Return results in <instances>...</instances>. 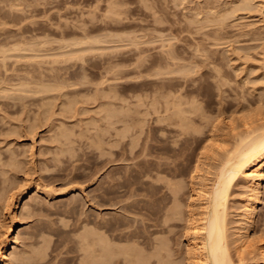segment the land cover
Masks as SVG:
<instances>
[{
	"label": "rangeland",
	"instance_id": "374dc122",
	"mask_svg": "<svg viewBox=\"0 0 264 264\" xmlns=\"http://www.w3.org/2000/svg\"><path fill=\"white\" fill-rule=\"evenodd\" d=\"M37 1L0 0V243L10 237L16 227H20L23 233L16 243L18 247L15 257L18 254L17 257H23L24 252L27 256L40 251L45 258L33 262L34 264L44 260L43 264H78V259L83 254L82 245H79L80 235L85 230L92 231L97 214L100 217L119 218L122 223L126 215L143 218L142 213L145 212V207L149 208L148 204L153 206L150 210L156 207L164 210L167 205L171 206L173 203L168 191V183L171 181L176 185L185 184L182 190L183 199L180 201L184 208V220L178 222L179 226L170 228L173 229L172 233H167L165 245L170 242L167 249L171 251L168 253L172 256L168 259L164 257L161 264L164 260L166 261L163 264H199L198 259L196 260L188 249V243H192L195 238L194 231L187 230V208L190 204L198 207L196 198L192 196L196 186V174L201 176L204 183H208L207 179L210 180L213 176L216 166L222 161L221 158L233 151L240 136L244 135L245 123L249 121L255 125L256 119L264 118V0H100V4L97 3L99 0ZM165 1H169V4ZM151 5L153 7L150 9ZM78 41L81 45H75ZM13 46H17L16 51ZM90 47L93 48L89 49ZM102 48L105 51H102ZM157 67L163 69L162 73ZM114 68L116 72H113ZM154 72L160 75L157 77ZM61 85L64 89H61ZM37 88L43 90L40 92ZM56 88L57 90H54ZM155 103L158 107L153 106ZM193 104L198 106L197 109ZM118 108L122 110L119 112ZM124 108L126 110H123ZM105 114H109V117ZM163 115L164 120L161 121ZM167 116L171 118L168 119ZM108 118H111V122ZM184 121L188 125H185ZM196 126L204 131L200 133ZM99 143L100 148L96 146ZM69 146L76 149L70 150ZM165 161L169 163L166 164ZM170 162L174 163L175 167ZM178 166L181 168H177ZM160 178L162 180H158ZM149 179H152V182ZM163 183L167 186L162 187ZM157 185L161 187L158 189ZM106 186L113 190L110 192V199H114L118 204L102 209L96 199L98 194L104 193ZM36 188L40 190L37 191ZM148 189L154 194L150 203L144 201L143 196ZM232 189L227 209L231 255L239 264H262L260 252L264 249V191L260 196V210L255 214L256 220L248 230L251 248L248 246L240 253L237 250L241 243L238 241V233H241L239 228L245 223L244 204L250 203L254 197L243 187L241 181ZM26 198L32 200L31 206L25 211L22 206ZM73 200H76V207ZM35 203H38V209L34 211ZM123 205L132 207L133 212L121 209ZM157 208L154 211L160 213L155 216L160 215L154 218L160 219L163 211H157ZM114 223L119 224L117 221ZM10 227H13V232L9 231ZM87 227L92 229L88 230ZM160 229L163 230L162 227ZM77 231H80V234ZM162 234L153 236L162 238L165 236ZM90 236L88 238L91 240L93 236ZM12 243L10 240L9 244ZM149 246L153 247L151 244ZM148 247L145 249L147 254L155 251L153 248L151 251L150 247L149 250ZM9 257L5 264H24L21 261L12 262L10 255Z\"/></svg>",
	"mask_w": 264,
	"mask_h": 264
},
{
	"label": "bare ground",
	"instance_id": "6f19581e",
	"mask_svg": "<svg viewBox=\"0 0 264 264\" xmlns=\"http://www.w3.org/2000/svg\"><path fill=\"white\" fill-rule=\"evenodd\" d=\"M37 1V0H36ZM98 1V0H97ZM96 1V2H97ZM122 1V0H121ZM145 1V0H144ZM149 1V0H148ZM176 1V0H175ZM183 1V0H182ZM38 2V1H37ZM152 2V1H151ZM160 2V1H159ZM162 2H164V0L162 1ZM166 2V1H165ZM169 2V1H168ZM168 2H166V3H168ZM97 3H99L100 4V0H99V2H97ZM97 3H96V5H97ZM107 3V2H106ZM91 4V3H90ZM98 4V5H99ZM109 4H110V2H109ZM118 4V3H117ZM146 4H147V2H146ZM151 4V3H150ZM169 4V3H168ZM168 4H166V5H168ZM95 5V6H96ZM108 5V4H107ZM112 5V4H111ZM172 5V4H171ZM248 5V4H247ZM120 6V5H119ZM98 7V6H97ZM124 7V6H123ZM153 6L151 5V7H150V9L152 8ZM166 6H164V8H165ZM117 8V7H116ZM115 8V9H116ZM120 8V7H119ZM149 8V7H148ZM110 9H113V8H110ZM156 9V8H155ZM154 9V10H155ZM166 9V8H165ZM169 9V8H168ZM218 9V8H217ZM233 9V8H232ZM91 10V9H90ZM92 10H93V8H92ZM98 10V9H97ZM107 10H108V8H107ZM126 10V9H125ZM143 10V9H142ZM153 10V11H154ZM169 10H171V9H169ZM174 10V9H173ZM234 10H235V8H234ZM103 11V10H102ZM105 11V10H104ZM120 11V10H119ZM121 11H124V10H121ZM156 11V10H155ZM211 11V10H210ZM91 12V11H90ZM97 12V11H96ZM110 13H112L111 11H109ZM107 13L106 12V14L108 15H110V13ZM125 12V11H124ZM161 12V11H160ZM173 12V11H172ZM194 12V11H193ZM102 13H104V12H102ZM116 13V12H115ZM117 13H120V12H117ZM116 13V14H117ZM161 13H163V12H161ZM166 13V12H165ZM197 13V12H196ZM225 13V12H224ZM113 14V13H112ZM115 14V15H116ZM124 14V13H123ZM139 14V13H138ZM221 14H223V12L221 13ZM95 15V14H94ZM105 15V14H104ZM106 15V16H107ZM120 15V14H119ZM227 15V14H226ZM89 16V15H88ZM92 16V15H91ZM106 16H102V18H105ZM117 16V15H116ZM115 16V17H116ZM211 16V15H210ZM94 17V16H93ZM92 17V18H93ZM111 17V16H110ZM114 17V16H113ZM114 17V18H115ZM119 17H121V16H119ZM118 17V18H119ZM224 17V16H223ZM95 18V17H94ZM101 18V17H100ZM136 18V17H135ZM207 18V17H206ZM205 18V19H206ZM210 18V17H209ZM112 19V18H111ZM117 19V18H116ZM123 19V18H122ZM160 19V18H159ZM216 19V18H215ZM90 21H92L91 19H89ZM94 20V19H93ZM96 21H97V19H95ZM99 20V19H98ZM102 20V19H101ZM104 20V19H103ZM106 20V19H105ZM125 20V19H124ZM132 20V19H131ZM194 20V19H193ZM109 21H110V19H109ZM113 21V20H112ZM120 21H122V20H120ZM156 21V20H155ZM161 21V20H160ZM221 21V20H220ZM88 22V21H87ZM93 23H94V21H92ZM91 22V23H92ZM157 22V21H156ZM191 22V21H190ZM89 23V22H88ZM192 23V22H191ZM141 24V23H140ZM193 24V23H192ZM85 26V25H84ZM107 26V25H106ZM118 26V25H117ZM81 27V26H80ZM94 27V26H93ZM193 27V26H192ZM203 28V27H202ZM139 29V28H138ZM147 29V28H146ZM185 29V28H184ZM188 29V28H187ZM112 30V29H111ZM116 30V29H115ZM82 31H83V29H82ZM126 31V30H125ZM156 31V30H155ZM185 31V30H184ZM199 31V30H198ZM87 32V31H86ZM95 32V31H94ZM98 32H99V30H98ZM109 32H111V31H109ZM78 33V32H77ZM115 33V32H114ZM129 33V32H128ZM132 33V32H131ZM178 33V32H177ZM184 33V32H183ZM75 34V33H74ZM112 34V33H111ZM116 34V33H115ZM87 35V34H86ZM93 35V34H92ZM107 35H109V34H107ZM114 35V34H113ZM112 35V36H113ZM117 35V34H116ZM115 35V36H116ZM121 35V34H120ZM77 36V35H76ZM81 36V35H80ZM89 36V35H88ZM111 36V35H110ZM127 36V35H126ZM149 36V35H148ZM160 36V35H159ZM83 37V36H82ZM87 37V36H86ZM90 37V36H89ZM89 37H88V39H89ZM92 37V36H91ZM105 37V36H104ZM108 37V36H107ZM117 37V36H116ZM193 37V36H192ZM76 38V37H75ZM80 38V37H79ZM101 38V37H100ZM119 38H121V37H119ZM77 39V38H76ZM85 39V38H84ZM92 40L94 39V38H91ZM95 39H97V38H95ZM98 39H99V37H98ZM104 40L106 39V38H103ZM103 39H101V40H103ZM73 40H75V39H73ZM79 40V39H78ZM104 40H103V42H104ZM108 40V39H107ZM18 41V40H17ZM16 41V42H17ZM85 41H87V39L85 40ZM84 41V44H86V42ZM90 41L91 40H89L88 41V43H90ZM100 41V40H99ZM172 41V40H171ZM23 42V41H22ZM65 42H66V40H65ZM73 42H75V41H73ZM72 42V43H73ZM76 42H77V40H76ZM75 42V43H76ZM80 42L83 44V41H82V39H80ZM80 42L78 41V44H75V45H79L80 44ZM100 42H102V41H100ZM148 42V41H147ZM170 42V41H169ZM20 43H21V41H20ZM25 43V42H24ZM44 43V42H43ZM42 43V44H43ZM92 43V42H91ZM94 43V45H95V42H93ZM96 43H97V41H96ZM107 43V42H106ZM115 43V42H114ZM128 43V42H127ZM15 44H17V43H15ZM70 44V43H69ZM137 44V43H136ZM168 44V43H167ZM81 45V44H80ZM88 45V44H87ZM19 46V45H18ZM31 46V45H30ZM30 46H28V47H30ZM73 46H74V44H73ZM97 46V45H96ZM172 46V45H171ZM14 47V49L17 47H15V46H13ZM32 47V46H31ZM36 47V46H35ZM38 47V46H37ZM66 47V46H65ZM119 47V46H118ZM127 47V46H126ZM20 48V47H19ZM22 48H24L23 47V45H22ZM43 48V47H42ZM56 48V47H55ZM93 48V47H92ZM91 47L89 48V49H92ZM28 49V48H27ZM32 49H33V47H32ZM40 49V48H39ZM46 49V48H45ZM61 49V48H60ZM76 49V48H75ZM103 49V48H102ZM23 50H25V49H23ZM64 50V49H63ZM101 50V49H100ZM168 50V49H167ZM176 50V49H175ZM205 50V49H204ZM4 51V50H3ZM9 51H11V49L9 48ZM15 51H16V49H15ZM22 51V50H21ZM33 52H34V50H32ZM41 51V50H40ZM45 51V50H44ZM54 51V50H53ZM83 51V50H82ZM90 51V50H89ZM94 51V50H93ZM102 51H105L104 49L102 50ZM1 52V51H0ZM4 52H6V51H4ZM26 52V51H25ZM30 52V51H29ZM46 52V51H45ZM70 52V51H69ZM161 52V51H160ZM8 53V52H7ZM47 53V52H46ZM81 53V52H80ZM79 53V54H80ZM165 53V52H164ZM180 53V52H179ZM4 54V53H3ZM63 55H64V53H62ZM72 54V53H71ZM74 54V53H73ZM78 54V55H79ZM1 55V54H0ZM25 55V54H24ZM84 55V54H83ZM167 55V54H166ZM207 55V54H206ZM30 56V55H29ZM49 56V55H48ZM56 56V55H55ZM69 56V55H68ZM74 56V55H73ZM80 56V55H79ZM85 56V55H84ZM139 56H141V55H139ZM146 56V55H145ZM171 55H169V57H170ZM8 57V56H7ZM9 57H10V55H9ZM19 57V56H18ZM32 57V56H31ZM39 57V56H38ZM42 57V56H41ZM59 57V56H58ZM65 57H66V55H65ZM76 57H77V55H76ZM112 57V56H111ZM163 57V56H162ZM5 58V57H4ZM3 58V59H4ZM21 58V57H20ZM27 58V57H26ZM49 58V57H48ZM68 58H70L71 59V57H68ZM67 58V59H68ZM84 58V57H83ZM64 59H66V58H64ZM66 59V60H67ZM70 59H69V61H70ZM77 59H78V57H77ZM79 59H80V57H79ZM86 59V58H85ZM2 60V59H1ZM46 60H47V58H46ZM73 60H74V58H73ZM142 59H140V61H141ZM169 60V59H168ZM4 61V60H3ZM53 61V60H52ZM77 61V60H76ZM111 61V60H110ZM109 61V62H110ZM163 61H165V60H163ZM175 61V60H174ZM37 62V61H36ZM56 62V61H55ZM79 62V61H78ZM85 62V61H84ZM157 62V61H156ZM37 63H39V62H37ZM43 63V62H42ZM54 63V62H53ZM58 63V62H57ZM74 63V62H73ZM77 63V62H76ZM142 64H143V61L141 62ZM158 63V62H157ZM165 63H167V62H165ZM164 63V64H165ZM170 63H172V62H170ZM169 63V64H170ZM159 64V63H158ZM181 64V63H180ZM2 65V64H1ZM33 65V64H32ZM31 65V66H32ZM152 65V64H151ZM150 65V66H151ZM166 65V64H165ZM4 66V65H3ZM30 66V65H29ZM28 66V67H29ZM45 66H47V65H45ZM49 66V65H48ZM57 66V65H56ZM55 66V67H56ZM60 66V65H59ZM155 66V65H154ZM153 66V67H154ZM156 66H157V64H156ZM168 66H171V65H168ZM50 67V66H49ZM105 67V66H104ZM138 67V66H137ZM149 66H147V68H148ZM159 67H161L160 65H159ZM159 67H157V70L159 71H161V73H162V71H163V69H160ZM164 67V66H163ZM38 68H40V67H38ZM69 68V67H68ZM138 68H140V67H138ZM159 68V69H158ZM162 68V67H161ZM170 68V67H169ZM13 69V68H12ZM42 69V68H41ZM44 69V68H43ZM46 69V68H45ZM64 69V68H63ZM62 69V70H63ZM69 69H72V68H69ZM105 69V68H104ZM119 69H121V68H119ZM118 69V70H119ZM143 69V68H142ZM151 69V68H150ZM154 69H155V67H154ZM39 70V69H38ZM61 70V71H62ZM86 70V69H85ZM144 70H145V68H144ZM148 70V69H147ZM156 70V71H157ZM169 71L168 72H170V69H168ZM173 70V69H172ZM189 70V69H188ZM53 71V70H52ZM58 71V70H57ZM60 71V72H61ZM64 71V70H63ZM69 71V70H68ZM115 71V68H114V70H113V72ZM143 71V70H142ZM146 71V70H145ZM149 71V70H148ZM152 71V70H151ZM165 71V70H164ZM216 71V70H215ZM218 71H219V69H218ZM221 71V70H220ZM28 72V71H27ZM67 72V71H66ZM112 72V73H113ZM116 72V71H115ZM153 72V71H152ZM173 72V71H172ZM193 72V71H192ZM37 73V72H36ZM53 73H55V72H53ZM62 73V72H61ZM60 73V74H61ZM71 73V72H70ZM109 73H110V71H109ZM151 73V72H150ZM149 73V74H150ZM154 73H156V72H154ZM153 73V74H154ZM165 73V72H164ZM163 73V74H164ZM217 73V72H216ZM220 73V72H219ZM48 74H49V72H48ZM73 74V73H72ZM71 74V75H72ZM78 74V73H77ZM79 74H81V72L79 73ZM108 74V73H107ZM146 74V73H145ZM147 74H148V72H147ZM157 74V77L160 75L159 73H156ZM159 74V75H158ZM171 74V73H170ZM36 75V74H35ZM54 75H56V74H54ZM63 75V74H62ZM64 75H66V74H64ZM68 75V74H67ZM141 75V74H140ZM167 75V74H166ZM165 75V76H166ZM214 75V74H213ZM225 75V74H224ZM32 76V75H31ZM38 76V75H37ZM84 77L86 76V75H83ZM145 76V75H144ZM149 76H152V75H149ZM154 76V75H153ZM170 76V75H169ZM219 76V75H218ZM222 76V75H221ZM28 77H29V75H28ZM34 77V76H33ZM45 77V76H44ZM51 77V76H50ZM60 77V76H59ZM59 77H56V79L58 78L59 79ZM68 77V76H67ZM78 77H79V75H78ZM120 77V76H119ZM215 77V76H214ZM220 77V76H219ZM40 78V77H39ZM42 78H43V75H42ZM41 78V79H42ZM72 78H73V75H72ZM72 78H70V79H72ZM80 78V77H79ZM105 78V77H104ZM161 78V77H160ZM26 79V78H25ZM37 79V78H36ZM35 79V80H36ZM52 79V78H51ZM61 79H63V78H61ZM60 79V80H61ZM70 79H68V80H70ZM86 79V78H85ZM217 79V78H216ZM28 80V79H27ZM64 80H65V78H64ZM67 79H66V81H68ZM82 80V79H81ZM84 80V79H83ZM82 80V81H83ZM214 80V79H213ZM2 81V80H1ZM38 81V80H37ZM41 81V80H40ZM44 80H42V82H43ZM57 80H55V82H56ZM65 81V82H66ZM215 81V80H214ZM223 81V80H222ZM32 82V81H31ZM39 82V81H38ZM41 82V83H42ZM48 82V81H47ZM69 82H72V81H69ZM74 82V81H73ZM168 82V81H167ZM221 82V81H220ZM6 83V82H5ZM28 83H30L29 81H28ZM45 83V82H44ZM50 83V82H49ZM54 82H52V84H53ZM62 83H63V81H62ZM76 83H77V80H76ZM85 83V82H84ZM219 83V82H218ZM33 84V83H32ZM37 84H40V83H37ZM51 84V85H52ZM66 83H64V85H65ZM69 84V83H68ZM73 84V83H72ZM81 84V83H80ZM86 84V83H85ZM220 84V83H219ZM30 85H31V83H30ZM33 85H35V84H33ZM40 85H42V84H40ZM56 85L58 86V84L56 83ZM74 85V84H73ZM72 85V86H73ZM83 85V84H82ZM222 85V84H221ZM56 86V87H57ZM63 85H61L60 87H62ZM77 86V85H76ZM158 86V85H157ZM16 87V86H15ZM26 87V86H25ZM29 86H27V88H28ZM32 87H34V86H32ZM37 87V85L35 86V88ZM39 87V86H38ZM163 87V86H162ZM6 88V87H5ZM33 89V90H36V89ZM40 88V87H39ZM54 87H52V89H53ZM66 88H67V84H66ZM16 89H17V87H16ZM30 89V88H29ZM38 89V88H37ZM51 89V90H52ZM61 89H64V87H62ZM104 89H106V88H104ZM158 89V88H157ZM39 90V89H38ZM41 90H43V89H40L39 91L41 92ZM47 90V89H46ZM46 90H44V91H46ZM51 90H49V91H51ZM54 90H57V88L56 89H54ZM59 90V89H58ZM162 90V89H161ZM18 91V90H17ZM29 91V90H28ZM32 91V90H31ZM48 91V92H49ZM104 91V90H103ZM30 92V91H29ZM38 92V91H37ZM40 92H38V93H40ZM47 92V93H48ZM142 92V91H141ZM175 92V91H174ZM6 93V92H5ZM34 93H36V92H34ZM46 93V92H45ZM59 93V92H58ZM62 93V92H61ZM99 93V92H98ZM41 94H43V92L41 93ZM126 94V93H125ZM34 95V94H33ZM162 95V94H161ZM117 96V95H116ZM140 96V95H139ZM144 96V95H143ZM155 96V95H154ZM52 97V96H51ZM89 97H91V96H89ZM104 97V96H103ZM158 97V96H157ZM157 97H155V98H157ZM54 98V97H53ZM159 98H161V97H159ZM50 99V98H49ZM143 99V98H142ZM197 99V98H196ZM141 100V99H140ZM151 100V99H150ZM155 100V99H154ZM154 100H152V101H154ZM149 101V100H148ZM158 101V100H157ZM156 101V102H157ZM159 101H160V99H159ZM165 101V100H164ZM147 102V101H146ZM186 102V101H185ZM148 103V102H147ZM186 103H188V102H186ZM151 104V103H150ZM154 104V103H153ZM146 105V104H145ZM158 105V104H157ZM156 105V103H155V105H153L154 107L156 106V107H158ZM165 105V104H164ZM175 105V104H174ZM183 105V104H182ZM194 105V104H193ZM108 106H110V105H108ZM148 106H150V105H148ZM188 106V105H187ZM186 105H185V107H187ZM195 106V105H194ZM68 107V106H67ZM125 107V106H124ZM151 107H152V104H151ZM166 107H167V104H166ZM172 107V106H171ZM181 107V106H180ZM196 107H198V106H195L194 108L195 109H197ZM70 108V107H69ZM110 108V107H109ZM133 108V107H132ZM136 108V107H135ZM149 108V107H148ZM179 108V107H178ZM184 108V107H183ZM119 109V108H118ZM151 109V108H150ZM159 109H160V107H159ZM47 110V109H46ZM110 110V109H109ZM120 110H122V109H119V110H117V111H119L120 112ZM123 110H126L125 108L123 109ZM153 110V109H152ZM151 110V111H152ZM154 110L156 111V109L154 108ZM164 110L166 111V109H165V107H164ZM172 110V109H171ZM180 110V109H179ZM185 110V109H184ZM183 110V111H184ZM111 111V110H110ZM181 111V110H180ZM182 111V112H183ZM191 111V110H190ZM119 112H117V113H119ZM121 112H123L124 113V111H121ZM126 112V111H125ZM146 112V111H145ZM149 112H150V110H149ZM148 112V113H149ZM186 112V111H185ZM188 112V111H187ZM193 112V111H192ZM108 113H110V112H108ZM115 113V112H114ZM116 113V114H117ZM157 113H158V111H157ZM156 113V114H157ZM167 113V112H166ZM256 113V112H255ZM111 114V113H110ZM121 114V113H120ZM124 114H127V112L126 113H124ZM177 114V112L174 114V116ZM184 114V113H183ZM188 114V113H187ZM203 114V113H202ZM201 114V115H202ZM259 114H260V112H259ZM106 115V114H105ZM108 115V117H109V114H107ZM106 115V116H107ZM113 115V114H112ZM123 115V114H122ZM153 115V114H152ZM168 115V114H167ZM173 115V114H172ZM172 115H171V117H172ZM263 115V114H262ZM105 116V117H106ZM140 116V115H139ZM146 117H147V115H145ZM150 116V115H149ZM161 116V115H160ZM174 116H173V118H174ZM184 116V115H183ZM186 117H187V115H185ZM190 116V115H189ZM257 116V115H256ZM259 116H261V115H259ZM168 117V116H167ZM166 117V118H167ZM170 117V116H169ZM169 117H168V119H169ZM170 117V118H171ZM193 117V116H192ZM113 118V117H112ZM121 118V117H120ZM124 118V117H123ZM128 118V117H127ZM143 118V117H142ZM152 118V117H151ZM159 118V117H158ZM164 115H163V117L160 119L161 121H163L164 119ZM172 118V119H173ZM177 118V117H176ZM190 118H191V116H190ZM106 119H107V117H106ZM109 119V121H110V119L111 118H108ZM163 119V120H162ZM177 119H179V118H177ZM176 119V120H177ZM183 119V118H182ZM194 119V118H193ZM203 119V118H202ZM206 119V118H205ZM127 120V119H126ZM181 120V119H180ZM192 120V119H191ZM195 120V119H194ZM209 120V119H208ZM257 121H255L256 123H255V125H253L251 122L249 123V121L247 122V120H246V122L247 123H245V129H246V131H245V133H244V135H241L240 136V140H238L239 142H238V144H237V146H236V144H235V149H232L233 151H230V150H228V152L229 153H227V155L222 159L221 158V162L219 161V166H216L217 168L215 169L216 171L214 172V174H213V176L210 178V180H209V178L207 179V182L208 183H204L203 182V179L201 178V176L198 174H196V182L194 183L196 186L193 188V192H194V195H192L193 197H195L196 199L195 200H197V204H198V207L197 208H195V205L194 204H190L189 206H188V224H187V230L188 229H191V230H193L194 232V236H195V238H194V240H193V242L192 243H188V246H189V252L192 254L193 253V255H194V257L196 258V260L198 259V261H199V264H239L238 262L236 263V261L233 259V257H232V255H231V248L230 247H232V245L230 246V240H229V235H228V231L230 230H228V221H227V214H228V212H227V209H228V201H229V197H230V194H231V191L233 190L232 188H233V186H235V184H237L239 181H241V183L243 184V187L245 188L246 187V189H248L249 190V193L251 194V196L252 197H254L253 198V200L250 202V203H246V204H244V210H245V215H244V217H245V223H243L244 224V226L243 227H241V228H239L240 229V231H241V233H238L239 234V238H238V241H240L241 243H239V245H238V249L237 250H239V252L240 253H242V250L243 249H245L246 247H248V246H250L249 248H251V245H252V242H250L251 240H250V236H249V234H248V230L251 228V226L253 225V223H254V221L256 220H254V218H255V214H256V212L258 211V210H260V208H259V205L262 203L261 202V200H260V196H261V194H262V192L264 191L263 190V184H264V118L263 117H260L259 118V120L258 119H256ZM122 121V120H121ZM147 121V120H146ZM207 121V120H206ZM252 121V120H251ZM111 122V121H110ZM160 122V121H159ZM180 122V121H179ZM185 122V121H184ZM184 122H183V124H184ZM188 122H190V121H188ZM193 121H191V123H192ZM114 123V122H113ZM157 123V122H156ZM164 123V122H163ZM163 123H160V124H163ZM176 123H177V121H176ZM181 123V122H180ZM186 124L185 125H188V123L187 122H185ZM36 124V123H35ZM173 124V123H172ZM171 124V125H172ZM177 124H179V123H177ZM193 124V123H192ZM205 124V123H204ZM124 125V124H123ZM157 125V124H156ZM197 125V124H196ZM220 125V124H219ZM109 126V125H108ZM112 126V125H111ZM110 126V127H111ZM126 126V125H125ZM160 126H162V125H160ZM169 126V125H168ZM213 126H215V125H213ZM33 127H35V125L33 126ZM40 127V126H39ZM109 127V128H110ZM165 127H166V124H165ZM171 127V126H170ZM181 127V126H180ZM179 127V128H180ZM182 127H183V125H182ZM197 127V126H196ZM216 127V126H215ZM219 127V126H218ZM36 128V127H35ZM60 128V127H59ZM123 128V127H122ZM174 128V127H173ZM177 128V127H176ZM178 128V129H179ZM184 128V127H183ZM198 128V127H197ZM121 129V128H120ZM126 129V128H125ZM160 129V128H159ZM167 129V128H166ZM181 129V128H180ZM186 129V128H185ZM184 129V130H185ZM191 129V128H190ZM202 129V128H201ZM201 129H199L198 128V130L200 131V133L202 132V131H204V130H201ZM204 129V128H203ZM213 129H214V127H213ZM244 129V130H245ZM32 130V129H31ZM149 130V129H148ZM164 130V129H163ZM176 130V129H175ZM183 130V129H182ZM197 130V129H196ZM215 130V129H214ZM234 130V129H233ZM62 131V130H61ZM120 131V130H119ZM118 131V132H119ZM160 131H161V129H160ZM167 131V130H166ZM172 131V130H171ZM177 131V130H176ZM176 131H174L176 134H177V132ZM217 131V130H216ZM14 132V131H13ZM33 132V131H32ZM65 132V131H64ZM122 132V131H121ZM126 132V131H125ZM165 132V131H164ZM168 132V131H167ZM166 132V133H167ZM183 132H186V131H183ZM189 131H187V133H188ZM196 133H197V131H195ZM99 133V132H98ZM127 133V132H126ZM194 133V132H193ZM196 133H194V134H196ZM216 133V132H215ZM119 134V133H118ZM121 134H123V133H121ZM172 134V133H171ZM175 134V135H176ZM184 134V133H183ZM239 134V133H238ZM237 134V135H238ZM62 135H64L63 133H62ZM125 135V134H124ZM202 135V134H201ZM214 135V134H213ZM212 135V137H214ZM120 136H122V135H120ZM167 137H168V135H166ZM172 136H174V134L172 135ZM179 136H180V134H179ZM147 137V136H146ZM193 137H194V135H193ZM239 137V136H238ZM120 138V137H119ZM126 138V137H125ZM177 138H179V137H177ZM211 138V137H210ZM185 139H186V137H185ZM197 139V138H196ZM212 139H214V138H212ZM237 139H239V138H237ZM57 140H58V138H57ZM66 140V139H65ZM103 140V139H102ZM119 140V139H118ZM124 140V139H123ZM166 140H168V139H166ZM179 140V139H178ZM180 140H182V139H180ZM210 140V139H209ZM98 141V140H97ZM152 141V140H151ZM156 141V140H155ZM211 141V140H210ZM210 141H209V143H210ZM63 142V141H62ZM94 142V141H93ZM93 142H91V144L93 143ZM122 142V141H121ZM159 142V141H158ZM181 143V142H180ZM69 144V143H68ZM68 144H66L67 146H68ZM164 144V143H163ZM183 144V143H182ZM181 144V145H182ZM185 144V143H184ZM208 144V143H207ZM65 145V146H66ZM71 145V144H70ZM100 143L99 144H97L96 146L98 147V148H100ZM171 145H172V143H171ZM175 145H176V143H175ZM180 145V146H181ZM186 145V144H185ZM205 145V144H204ZM62 146V145H61ZM76 146V145H75ZM84 146V145H83ZM93 146H95V145H93ZM96 146H95V148H96ZM177 146V145H176ZM187 146V145H186ZM207 146V145H206ZM69 147H71V146H69ZM87 147V146H86ZM67 149H68V147H66ZM77 148H79V147H77ZM89 148V147H88ZM113 148V147H112ZM141 148V147H140ZM175 148V147H174ZM173 148V149H174ZM179 148V147H178ZM203 148V147H202ZM234 148V147H233ZM74 149H76V147L74 148ZM73 149V147H71V149L70 150H74ZM172 149V150H173ZM61 150V149H60ZM69 150V149H68ZM176 150V149H175ZM100 151H101V149H100ZM100 151H98V152H100ZM106 151V150H105ZM124 151H126V150H124ZM180 151V150H179ZM68 152V151H67ZM70 152H72V151H70ZM69 152V153H70ZM78 152V151H77ZM130 152V151H129ZM177 152V151H176ZM74 153H75V151H74ZM73 153V154H74ZM101 153V152H100ZM103 153V152H102ZM125 153V152H124ZM123 153V154H124ZM58 154H61V153H59L58 152ZM64 154V153H63ZM139 154V153H138ZM146 154V153H145ZM185 154V153H184ZM62 155V154H61ZM65 155V154H64ZM71 155V154H70ZM99 155V154H98ZM126 155V154H125ZM124 155V156H125ZM161 155V154H160ZM178 155V154H177ZM72 156V155H71ZM71 156H69V157H71ZM143 156V155H142ZM77 157V156H76ZM13 158H15V157H13ZM75 158V157H74ZM101 158V157H100ZM104 158V157H103ZM164 158V157H163ZM185 158H186V156H185ZM12 159V158H11ZM16 159V158H15ZM18 159V158H17ZM16 159V160H17ZM24 159V158H23ZM56 159H57V157H56ZM127 159V158H126ZM184 159V158H183ZM219 159V158H218ZM13 160V159H12ZM58 160H59V158H58ZM71 160V159H70ZM77 160V159H76ZM166 160V159H165ZM182 160V159H181ZM15 161V160H14ZM64 161V160H63ZM68 161V160H67ZM155 161V160H154ZM159 161V160H158ZM161 161V160H160ZM167 161V160H166ZM165 161V162H166ZM175 161V160H174ZM23 162V161H22ZM47 162V161H46ZM151 162V161H150ZM164 162V163H165ZM18 163V162H17ZM102 163V162H101ZM107 163V162H106ZM146 163H148V162H146ZM158 163H160V162H158ZM162 163V162H161ZM163 163V164H164ZM169 163V162H168ZM167 162H166V164H168ZM171 163V162H170ZM218 163V162H217ZM45 164V163H44ZM71 164V163H70ZM152 164V163H151ZM155 164V163H154ZM162 164V165H163ZM165 164V165H166ZM172 165L174 164V163H171ZM14 165V164H13ZM22 165V164H21ZM54 165V164H53ZM66 165H68V164H66ZM72 165V164H71ZM106 165V164H105ZM170 165V164H169ZM168 165V166H169ZM171 165V166H172ZM218 165V164H217ZM55 166V165H54ZM57 166V165H56ZM75 166V165H74ZM137 166V165H136ZM146 166H147V164H146ZM177 166V165H176ZM184 166V165H183ZM42 167V166H41ZM103 167V166H102ZM149 167V166H148ZM166 168H167V166H165ZM173 167H175L174 165H173ZM16 168V167H15ZM28 168V167H27ZM101 168V167H100ZM127 168V167H126ZM156 168V167H155ZM158 168V167H157ZM163 168H164V166H163ZM177 168H181V166L179 167H177ZM60 169V168H59ZM73 169V168H72ZM76 169H78V168H76ZM172 168H170V170H171ZM197 169V168H196ZM98 169L96 168V171H97ZM126 170V169H125ZM143 170V169H142ZM150 170V169H149ZM164 170V169H163ZM169 169H168V171H170ZM174 171V170H173ZM175 171H177V169H175ZM72 172H73V170H72ZM98 172V171H97ZM152 172H154V171H152ZM159 172V171H158ZM165 172H167V171H165ZM180 172V171H179ZM196 172V171H195ZM41 173V172H40ZM126 173V172H125ZM142 173V172H141ZM168 173V172H167ZM171 173V172H170ZM199 173H200V171H199ZM212 173V172H211ZM95 174H96V172H95ZM157 174V173H156ZM209 174H210V172H209ZM112 175V174H111ZM155 175V174H154ZM153 175V176H154ZM159 175V174H158ZM165 175V174H164ZM180 175V174H179ZM27 176V175H26ZM142 176V175H141ZM148 176V175H147ZM146 176V177H147ZM152 176V177H153ZM160 176V175H159ZM158 176V177H159ZM170 176V175H169ZM194 176V175H193ZM193 176H191V177H193ZM108 177V176H107ZM110 177V176H109ZM112 177V176H111ZM115 177V176H114ZM155 177V176H154ZM164 177V176H163ZM167 177V176H166ZM165 177V178H166ZM179 177V176H178ZM207 176H205V178H206ZM94 178V177H93ZM151 178V177H150ZM167 178H169V177H167ZM116 179H118V178H116ZM115 179V180H116ZM147 179V178H146ZM145 179V180H146ZM192 179V178H191ZM106 180H108V179H106ZM150 180V179H149ZM158 180H162V178H160V179H158ZM157 180V181H158ZM165 180V179H164ZM163 180V181H164ZM178 179H176V181H177ZM193 180V179H192ZM205 180V179H204ZM210 182H209V181ZM111 181V180H110ZM118 181V180H117ZM151 182H152V179L150 180ZM156 181V182H157ZM166 181V180H165ZM164 181V182H165ZM182 181V180H181ZM206 181V180H205ZM8 182V181H7ZM128 182V181H127ZM155 182V183H156ZM162 182V181H161ZM178 182V181H177ZM180 182V181H179ZM103 183V182H102ZM112 183V182H111ZM120 183V182H119ZM145 183V182H144ZM148 183V182H147ZM168 183V182H167ZM181 183V182H180ZM180 183H178V184H180ZM100 184V183H99ZM149 184V183H148ZM157 184V183H156ZM159 184H160V181H159ZM158 184V185H159ZM190 184V183H189ZM50 185V184H49ZM108 185V184H107ZM155 185V184H154ZM157 185V186H158ZM163 185H164V183L162 184V187H163ZM185 185V184H184ZM183 185V186H184ZM40 186V185H39ZM103 186V185H102ZM109 186H110V183H109ZM113 186V185H112ZM116 186V185H115ZM114 186V187H115ZM164 186H167V185H164ZM168 191H170V197H171V199H172V205L170 206H168L167 205V207L164 209V210H162L161 208L160 209H158L157 207V211H163V214H161L162 215V218H160L159 219V217L158 218H154V216L157 214V213H160V212H155L156 210V208L155 209H153V210H150V207H151V204H148V206H149V208L148 207H145L144 205H143V207L142 208H144L145 207V212H143L142 210V215H143V218H138V217H136V216H129V215H126L125 216V220H123L122 219V223H120V220H119V218L118 219H112V218H114L113 216L111 217V218H107V217H109V216H107V217H104V216H98V214H97V217H99V218H97L96 217V219L97 220H95V222L93 223V222H91V223H93V229L92 228H90V229H92V231H87V230H85V232H82V234L80 235V239L78 238V236L79 235H77V238L80 240L79 241V245H82V249L81 250H83V254L81 255V258H79L78 260V264H161V261H162V259L164 258V257H167V259H168V257L169 258H171V256H172V254H169L168 252H171V251H169L168 249H167V245H169L170 244V242H168V244L167 245H165L166 243H165V237H166V235H167V233H170L172 230L170 229V228H173L174 226H179V224L180 223H178L179 221H182V220H184V218L182 217L183 215H182V213H183V207L181 206V203H180V201H182L181 199H183V193H182V190H184L183 189V186H181V185H176L175 183L173 184L171 181L168 183ZM194 186V185H193ZM36 187V186H35ZM111 187V186H110ZM135 187V186H134ZM159 187H161V186H158V189H159ZM192 187V186H191ZM21 188V187H20ZM46 188V187H45ZM100 188V187H99ZM104 188H107V186L106 187H104ZM103 188V189H104ZM151 188V187H150ZM154 188V187H153ZM17 189V188H16ZM44 189V188H43ZM112 189H113V187H112ZM117 189V188H116ZM128 189H129V187H128ZM132 189V188H131ZM130 189V190H131ZM192 189V188H191ZM36 190L37 191H39L40 190V188H36ZM47 190V189H46ZM118 190V189H117ZM141 190V189H140ZM145 190V189H144ZM151 189H148V190H146V192H145V194L143 195L144 196V201H146L147 203H150V201L152 200L151 198H153L152 196H154V194H153V191H152V194H151ZM111 191H113V190H111V188H107V189H105L104 190V193L102 194L101 193V195H99L98 194V200L96 199V201H97V204L102 208V209H107V207H109V206H116L117 204H118V202H116L114 199L112 200V199H110V197H111V194H110V192ZM133 191H134V189H133ZM163 191V190H162ZM19 192V191H18ZM98 192H100V191H98ZM121 192V191H120ZM130 192V191H129ZM140 192V191H139ZM139 192H138V196H139ZM160 192V191H159ZM192 192V191H191ZM52 193V192H51ZM54 193V192H53ZM52 193V194H53ZM56 193V192H55ZM115 193V192H114ZM114 193H113V195H114ZM136 193V192H135ZM134 193V194H135ZM169 193V192H168ZM12 194V193H11ZM37 194V193H36ZM47 194V193H46ZM49 194V193H48ZM110 194V196L108 197V195ZM124 194H125V192H124ZM130 194V193H129ZM157 194V193H156ZM164 194H165V192H164ZM192 194V193H191ZM7 195H9V194H7ZM39 195V194H38ZM95 195V194H94ZM132 195V194H131ZM137 195V194H136ZM135 195V197H137ZM160 195V194H159ZM158 195V196H159ZM246 195H249V194H246ZM49 196V195H48ZM107 196V197H106ZM141 196V195H140ZM162 196V195H161ZM169 196V195H168ZM184 196H186L185 194H184ZM190 196V195H189ZM250 196V195H249ZM73 197V196H72ZM86 197V196H85ZM95 197V196H94ZM113 197H117V196H113ZM118 197H120V196H118ZM123 198H124V195L122 196ZM129 197H131V196H129ZM134 197V196H133ZM165 197V196H164ZM240 197H243V196H240ZM252 197H250V198H252ZM11 198H12V196H11ZM132 198V197H131ZM146 198V199H145ZM155 198V197H154ZM157 198V197H156ZM166 198V197H165ZM186 198V197H185ZM9 199H10V196H9ZM38 199H39V197H38ZM93 199H95V198H93ZM118 199V198H117ZM30 200H32V199H27L26 198V200H25V202H24V204H23V206H22V209H25V211H26V208H28V207H30L31 206V203H30ZM37 200V199H36ZM70 200V199H69ZM72 200V199H71ZM70 200V201H71ZM123 200V199H122ZM126 200H128V198H126ZM125 199H124V201H126ZM187 200V199H186ZM190 200H191V198H190ZM194 200V199H193ZM40 201V200H39ZM121 200L119 199V202H120ZM155 200L153 199V202H154ZM169 201V200H168ZM167 201V202H168ZM189 201V200H188ZM7 202H8V200H7ZM36 202V201H35ZM38 202V201H37ZM41 202V201H40ZM69 202V201H68ZM67 202V203H68ZM123 202V201H122ZM127 202H129V201H127ZM142 202V201H141ZM245 202V201H244ZM74 203H76V200H75V202H74V200H73V205H75ZM121 203V202H120ZM131 203V202H130ZM134 203V202H133ZM144 203V202H143ZM160 203V202H159ZM183 203V202H182ZM196 203V202H195ZM9 204V203H8ZM38 204V203H37ZM37 204L35 203L34 205H33V209H34V211L36 210V209H38L37 208ZM123 204H125V202L123 203ZM121 205H122V203H121ZM145 205H147L146 203H145ZM155 205V204H154ZM185 205V204H184ZM186 205H187V203H186ZM8 206V205H7ZM40 206V205H39ZM120 206V205H119ZM119 206H117V207H119ZM132 206H134V205H132ZM136 206V205H135ZM197 206V205H196ZM42 207V206H41ZM74 207V206H73ZM75 207H76V205H75ZM163 207V206H162ZM68 208V207H67ZM115 208V207H114ZM123 208V210H128V211H131V212H133V209H132V207H130V206H127V205H123V206H121V209ZM135 208V207H134ZM151 208H153V206L151 207ZM64 209V208H63ZM62 209V210H63ZM110 209H112V208H110ZM67 210V209H66ZM125 210V211H126ZM136 210V209H135ZM155 210V211H154ZM70 211V210H69ZM68 211V212H69ZM24 212V211H23ZM72 212V211H71ZM135 212V211H134ZM185 212V211H184ZM36 213V212H35ZM110 213V212H109ZM124 213V212H123ZM39 214V213H38ZM263 214V213H262ZM261 214V215H262ZM106 215H108V214H106ZM113 215V214H112ZM117 215V214H116ZM136 215V214H135ZM158 215H160V214H158ZM157 215V216H158ZM38 216V215H37ZM96 216V215H95ZM119 216V215H118ZM117 216V217H118ZM123 216V215H122ZM137 216H138V213H137ZM157 216H155V217H157ZM81 217V216H80ZM84 217V216H83ZM113 220H115V221H117V224H118V222H119V224L121 225V226H119V224L118 225H116V223H114L115 221H113ZM119 220V221H118ZM79 221V220H78ZM90 221V220H89ZM88 222V221H87ZM184 222V221H183ZM90 223V224H91ZM185 223V222H184ZM67 224V223H66ZM46 225V224H45ZM124 225V226H123ZM126 225V226H125ZM91 226H92V224H91ZM184 226H186V225H184ZM83 227V226H82ZM163 228V230H161L160 228ZM185 228V227H184ZM40 229V228H39ZM38 229V230H39ZM86 229H88V230H90L88 227L86 228ZM186 229V228H185ZM238 229V230H239ZM16 230H18L17 231V234L16 235H14V232L16 231ZM37 230V231H38ZM80 230V229H79ZM82 230H84V229H82ZM9 231L10 232H13V227H10L9 228ZM37 231L35 232V233H37ZM186 231V230H185ZM14 232L12 233V235L10 236V237H8V238H5L4 240H2L1 241V243H0V264H5V260L6 259H8V258H10L9 257V255L11 256V258H12V262H19V261H21V262H23L24 264H31V263H33V262H37V261H41V260H43L44 258H45V255H43L40 251L38 252H32L33 254L31 255H27L26 256V254H25V252H24V255H23V257L21 256L20 258L19 257H15L14 255H15V250L17 249V247L18 246H16V243H17V241H18V239L20 238V235L23 233V230H22V228H20V227H16L15 229H14ZM34 232V231H33ZM40 232H41V230H40ZM76 232V231H75ZM79 232V233H78ZM174 232V231H173ZM187 232V231H186ZM189 232V231H188ZM77 233L78 234H80V231H77ZM160 233V235H161V233H163L162 235H165L164 237H162V238H159V236H157V237H154L153 235H157V234H159ZM164 233H166V234H164ZM172 233V232H171ZM42 234H43V231H42ZM49 234V233H48ZM187 234V233H186ZM93 236V238L90 240V238H88L89 236ZM170 235V234H169ZM169 235H168V238H169ZM172 235V234H171ZM170 235V236H171ZM231 235V234H230ZM32 236V235H31ZM37 236V235H36ZM42 236V235H41ZM75 236V235H74ZM90 236V237H91ZM154 238H153V237ZM5 237V236H4ZM183 237V236H182ZM22 238V237H21ZM32 238V237H31ZM142 238V239H141ZM164 238V239H163ZM167 238V237H166ZM256 238V237H255ZM25 239V238H24ZM35 239V238H34ZM171 239V238H170ZM169 239V240H170ZM175 239V238H174ZM231 239V238H230ZM12 241L13 243L12 244H9V241ZM37 240V239H36ZM192 240V239H191ZM32 241H33V239H32ZM166 241H167V239H166ZM261 241V240H260ZM124 243V244H123ZM126 243V244H125ZM78 244V243H77ZM149 244H151L153 247V250H155L154 252H151V251H153L152 250V248H151V246H149ZM172 244V243H171ZM247 244V245H246ZM166 247H165V246ZM32 246H34V245H32ZM31 246V247H32ZM150 247V249H151V251H149V252H151L150 254H147L146 253V250L145 249H147V247ZM173 246V245H172ZM81 247V246H80ZM149 247H148V249H149ZM12 249V250H11ZM27 249V248H26ZM79 249V248H78ZM149 249V250H150ZM168 251H167V250ZM11 250V251H10ZM40 250V249H39ZM236 250V251H237ZM259 250H261V249H259ZM32 251V250H31ZM34 251H36V249H34ZM165 251V252H164ZM44 252V254H45V251H43ZM69 252V251H68ZM80 252V251H79ZM18 253V252H17ZM81 253H82V251H81ZM80 254V253H79ZM43 255V256H42ZM174 255H176V254H174ZM174 255H173V257H174ZM260 257H262V264H264V249H262V251L260 252ZM238 256L239 257H241L240 256V254H238ZM44 257V258H43ZM189 257V256H188ZM193 257V256H192ZM189 258H191V257H189ZM153 259H154V261H153ZM174 259V258H173ZM239 260V259H238ZM45 261V260H44ZM43 261V262H44ZM77 261V260H76ZM75 261V262H76ZM164 261H166V260H164ZM164 261H163V263H164ZM171 260H169V262H170ZM17 262V263H18ZM20 262V263H21ZM43 262L42 263H39V264H43ZM168 262V261H167ZM172 262V261H171ZM170 262V263H171ZM257 262V261H256ZM64 263V262H63ZM162 263V264H163ZM166 263V262H165ZM244 262H242V264H243ZM22 264V263H21ZM34 264V263H33ZM36 264V263H35ZM47 264V263H46ZM65 264V263H64ZM68 264V263H67ZM174 264V263H173ZM258 264V263H257ZM259 264H260V262H259Z\"/></svg>",
	"mask_w": 264,
	"mask_h": 264
}]
</instances>
